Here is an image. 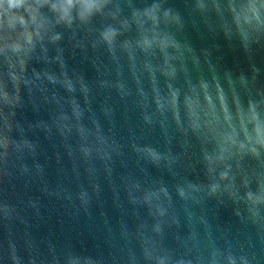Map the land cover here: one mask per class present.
I'll use <instances>...</instances> for the list:
<instances>
[{
	"label": "clouds",
	"instance_id": "9594fccd",
	"mask_svg": "<svg viewBox=\"0 0 264 264\" xmlns=\"http://www.w3.org/2000/svg\"><path fill=\"white\" fill-rule=\"evenodd\" d=\"M210 31L237 42L246 57L264 53V0H190ZM185 19L168 0H0V261L3 264H252L264 244V75L225 70L209 49L184 38ZM67 34L93 75L70 66ZM91 55H88V53ZM207 68V74L203 68ZM48 118L27 120L30 109ZM127 123L118 138L117 114ZM137 128L141 129L139 133ZM159 130L161 147L146 132ZM56 139L68 167L49 187L42 148L33 134ZM179 146L171 147L173 139ZM199 151V172L189 150ZM134 157L137 169L128 168ZM143 162V164L141 163ZM57 164L61 158L57 156ZM144 165L160 172L153 175ZM39 185L85 215L102 202L107 256L57 250L31 230L25 209L40 214L39 197L20 202L9 189ZM209 202L228 203L245 229L241 242L210 217ZM103 215V214H102ZM250 229L255 240L249 238Z\"/></svg>",
	"mask_w": 264,
	"mask_h": 264
},
{
	"label": "water",
	"instance_id": "95a60500",
	"mask_svg": "<svg viewBox=\"0 0 264 264\" xmlns=\"http://www.w3.org/2000/svg\"><path fill=\"white\" fill-rule=\"evenodd\" d=\"M168 5L177 10L185 19L186 27L184 38L199 52L200 49H209L211 52L210 60L217 67L221 77L225 70H231L233 73L244 71L246 74L250 72L249 63L254 62L257 66H261L264 61V53L257 51L252 57V61L246 57L245 53L239 47L237 42L229 43L224 36L219 33L210 31L209 27L200 18L198 14L191 11L190 0H168ZM61 46L65 47V58L70 66L82 69L86 76L91 77L93 70L88 60L78 51L73 53L71 44L68 42L67 34L65 39L61 41ZM88 55H91L89 52ZM203 71L207 74V68ZM261 73L264 75V67L261 68ZM49 109L42 108L38 112L28 110L25 113L27 120L47 119ZM137 125L134 115H132L127 123L117 114L116 135L122 140H126L129 127ZM142 131L137 128V132ZM147 138L153 143L164 146V140L159 130L148 131L145 133ZM33 138L37 140L42 148V154L39 160L45 165L49 187H55L58 180L61 178L58 174V168L63 165L68 167V160L64 154V150L56 139L45 138L44 134L36 131ZM174 151L179 152L180 148L173 139L171 145ZM61 158V164H57V156ZM189 159L195 166V172H199V151L196 146L189 150ZM143 164V162H141ZM138 165L134 157L128 158V168L137 169ZM153 175H160L151 165H144ZM27 195L39 197L40 214L34 215L31 209H25L26 214L31 223L33 234L40 239L41 247L46 251L44 241H51L57 248L61 250L65 245H71L73 249L91 254H102L107 256L109 247L107 244V236L105 230V219H109L112 224L115 222L116 210L112 206L111 193L104 186L102 202L97 205L93 204L89 214L83 212H74L67 205L66 201H58L53 196L44 195L39 188V185L32 183L27 189L24 188L22 182H17L15 189H9L8 196L13 202H20L26 199ZM207 212L210 217L215 216L222 226L227 229L231 235H235L239 241L245 238V229L240 225L233 215L232 206L230 203L217 207L214 202H209ZM103 214V215H102ZM250 239L255 240L254 234L250 229L247 230ZM256 259L252 264H264V244L256 245L253 250ZM0 264H3L0 261Z\"/></svg>",
	"mask_w": 264,
	"mask_h": 264
}]
</instances>
